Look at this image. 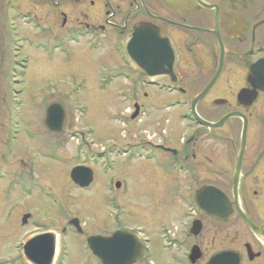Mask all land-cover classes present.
<instances>
[{
  "label": "flooded vegetation",
  "instance_id": "1",
  "mask_svg": "<svg viewBox=\"0 0 264 264\" xmlns=\"http://www.w3.org/2000/svg\"><path fill=\"white\" fill-rule=\"evenodd\" d=\"M29 39L57 44L65 59L74 50L94 53L97 88L123 95L124 138L98 144L73 133L71 170L89 167L94 177L103 169L108 205L130 183L128 172L114 179V152L149 182L153 205L116 229L141 236L133 264H154L156 250L166 264H264V0H0V59ZM38 142L44 160L49 151L65 159V139L47 133ZM16 156L13 148L10 159ZM21 160L27 167L17 166L0 187L11 191V214L25 225L31 212L22 210L35 189L28 167L40 166ZM70 183L81 191L93 181ZM159 212L163 218L154 219ZM71 219L61 234L83 235Z\"/></svg>",
  "mask_w": 264,
  "mask_h": 264
},
{
  "label": "rangeland",
  "instance_id": "2",
  "mask_svg": "<svg viewBox=\"0 0 264 264\" xmlns=\"http://www.w3.org/2000/svg\"><path fill=\"white\" fill-rule=\"evenodd\" d=\"M4 43L2 48L6 50ZM12 51L8 59L2 56L0 59V186L13 180L10 172L17 166L27 167L22 158L30 157L40 167H28L35 189L33 197L27 200L30 205L22 210L31 212L25 225L21 223L20 214H11V191L0 187L3 204L0 207V264H29L22 252L23 241L47 229L56 240L53 264H99L89 251L86 238L93 233L109 234L137 223L140 219L138 209H146L148 204L152 206L158 197L149 189V182L143 175L137 173L135 163L126 165L120 157L121 152L117 151L113 157H118L119 163L112 175L121 180L128 172L130 183L128 194L123 190L115 192L114 205L105 201L103 169L102 172L101 168L96 169L88 190L80 191L70 183L71 166L78 161L73 149L76 140L71 135L83 132L89 135V142L95 138L98 144L111 136L123 139L126 133L122 124V110L126 105L123 95L114 88L108 91L97 88L96 78L91 77L99 62L94 53L74 50L71 57L65 59L57 44L42 45L35 39L17 43ZM162 101V95H157L156 102ZM55 102L66 112L63 129L59 132H52L45 125L46 110ZM178 127L179 134L184 132V126ZM47 133L52 139H65L66 149L61 152L64 160L52 156L51 151L50 160L41 157L38 148L42 150L43 147L38 140ZM15 139H19L17 144ZM13 148L17 156L11 160ZM25 154L30 156L25 157ZM81 155L84 157V153ZM90 162L93 163L92 158ZM120 187L122 189L123 184ZM163 216L162 212L152 214L154 219ZM74 217L79 219L83 235L61 234L66 221ZM145 221L149 228L148 216ZM158 253L156 250L149 258L154 264H166Z\"/></svg>",
  "mask_w": 264,
  "mask_h": 264
},
{
  "label": "water",
  "instance_id": "3",
  "mask_svg": "<svg viewBox=\"0 0 264 264\" xmlns=\"http://www.w3.org/2000/svg\"><path fill=\"white\" fill-rule=\"evenodd\" d=\"M142 63V60H135ZM156 66H151V68ZM144 68V67H143ZM150 76L152 71L145 69ZM66 118L64 107L59 103L48 106L45 116V125L52 132L63 129ZM71 179L81 185L88 186L93 181V172L89 167L76 166L71 170ZM120 187V183H116ZM28 215L24 216L23 223L27 222ZM70 223L79 226V220L73 218ZM89 248L102 264H133L142 254L143 242L138 233L117 230L109 235H91L87 239ZM23 254L32 264H53L56 252L55 235L44 232L27 239L22 245ZM218 255L215 257L217 258Z\"/></svg>",
  "mask_w": 264,
  "mask_h": 264
}]
</instances>
